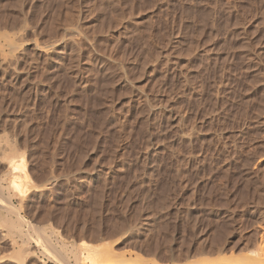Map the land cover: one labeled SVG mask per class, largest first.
<instances>
[{"label":"rangeland","instance_id":"1","mask_svg":"<svg viewBox=\"0 0 264 264\" xmlns=\"http://www.w3.org/2000/svg\"><path fill=\"white\" fill-rule=\"evenodd\" d=\"M0 139V264H264V0H0Z\"/></svg>","mask_w":264,"mask_h":264},{"label":"bare ground","instance_id":"2","mask_svg":"<svg viewBox=\"0 0 264 264\" xmlns=\"http://www.w3.org/2000/svg\"><path fill=\"white\" fill-rule=\"evenodd\" d=\"M0 154H3L4 155V157L6 158V160H7V162H8V164H9V169L10 170H12V171H14V175H13V177H12V179H11V181H10V188L11 189H9V190H13V191H15L16 193H21V194H23L24 193V189H23V180L21 179V176H19V175H16L15 174V172H23V173H25L26 174V171H25V168H24V166H22V164L20 163V161H14L15 159H17V158H15V155H16V150H15V147H13L12 146V144L11 143H9V142H6V141H2L1 139H0ZM19 155V154H18ZM18 157V156H17ZM19 159V158H18ZM10 172V171H9ZM12 173V172H11ZM6 174H7V172H6ZM5 174V175H6ZM9 174L10 173H8V175L7 176H9ZM6 180V179H5ZM9 187V186H8ZM7 188V187H6ZM10 192V191H9ZM19 196V195H18ZM20 197V196H19ZM3 199V198H2ZM6 199V198H5ZM8 200V201H7ZM11 197H9V199L7 198L5 201L3 200V202H5V204H4V206H6L7 205V207H8V205L11 207V208H13L14 209V211L16 212V211H18V210H15V208L13 207V206H11L10 205V203H11ZM12 209V210H13ZM18 213V212H17ZM7 214V213H6ZM19 215V214H18ZM4 216V215H3ZM2 217V216H1ZM19 217V216H18ZM5 219H7V217L6 218H4V221H5ZM16 220H17V218H16ZM2 222V223H4L5 225H7L5 222ZM9 221V220H8ZM27 225V224H26ZM30 225V224H29ZM9 226H11L10 224H9ZM13 227L12 228H15V229H19L18 231L21 233L22 231V227H23V225L22 224H20V223H17V224H13L12 225ZM22 226V227H21ZM31 227H32V225H30ZM30 226H29V229H30ZM12 228H8V229H12ZM39 228V227H38ZM41 228V227H40ZM2 229V228H1ZM10 231V230H9ZM12 231V230H11ZM10 231V232H11ZM41 231V230H40ZM39 232V231H38ZM4 234V233H3ZM13 234V233H12ZM16 234V233H15ZM14 234V235H15ZM17 235V234H16ZM22 235H23V233H22ZM24 235H25V233H24ZM29 235V234H28ZM28 235H26V237L28 236ZM40 235H42V234H40ZM6 236V235H5ZM18 236V235H17ZM30 236V235H29ZM24 237V236H23ZM43 237V236H42ZM27 238H31V236L30 237H27ZM24 240V239H23ZM32 240H34V239H32ZM22 242V241H21ZM46 242V241H45ZM51 242V241H50ZM52 243V242H51ZM75 244V243H74ZM13 245V244H12ZM68 245H71V244H68ZM68 245L66 246V247H68ZM84 245H85V243H83V242H81V243H77V246H75V248L77 249H75L74 248V246H72V248H74L75 249V251H74V255L76 256V257H74L75 258V260H79L80 259V256H82V251H83V247H84ZM14 246V245H13ZM86 246V245H85ZM27 248V247H26ZM29 249H31L30 247H28ZM27 248V249H28ZM73 249V250H74ZM85 249L86 250H88L87 252H89L88 254H90V256L88 255V257H90V259H92L94 262H95V260H99V258H100V260L102 259L101 257H103L104 255H102L101 257H100V254L99 255H97V253L95 254V249H93V248H91V247H89V245L87 246V247H85ZM17 250V249H16ZM33 250V249H32ZM70 250H72L71 248H70ZM23 250H21V251H17V252H19L17 255H16V257H15V259L14 260H17L18 262H21V261H23V260H21V258L22 259H24V257H23V253L25 252V255L24 256H26V254L28 255V253L27 252H29L30 253V250H26L25 251V249H24V252H22ZM55 251V250H54ZM58 251V250H57ZM56 251V252H57ZM16 252V253H17ZM22 252V253H21ZM33 253V252H32ZM31 253V254H32ZM72 253V252H71ZM21 254H22V257H21ZM59 254H61L60 252H59ZM73 254H71V255H73ZM97 255V257L99 256V258H97V257H95ZM61 256V255H60ZM62 257V256H61ZM103 259H104V257H103ZM64 260V259H63ZM91 260V261H92ZM105 260V259H104ZM104 260H101V262H99V261H96V262H99L98 264H111L112 263V260L110 261L109 259H106L105 261ZM77 262V261H76ZM78 263V262H77Z\"/></svg>","mask_w":264,"mask_h":264}]
</instances>
